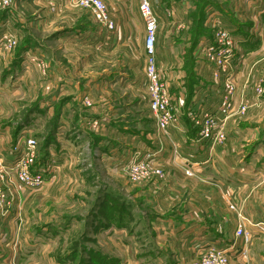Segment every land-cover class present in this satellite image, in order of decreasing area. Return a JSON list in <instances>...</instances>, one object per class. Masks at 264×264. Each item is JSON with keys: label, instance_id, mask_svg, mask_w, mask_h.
I'll return each mask as SVG.
<instances>
[{"label": "rangeland", "instance_id": "374dc122", "mask_svg": "<svg viewBox=\"0 0 264 264\" xmlns=\"http://www.w3.org/2000/svg\"><path fill=\"white\" fill-rule=\"evenodd\" d=\"M132 1L138 4V0ZM164 1L157 0L156 11L165 25L154 49L162 81L170 91L171 82L179 80V55L189 54L193 44L180 38L176 20L167 25ZM173 1L175 18L182 19L183 1ZM230 1H220L219 6L224 8ZM150 2L153 7L155 0ZM251 4L253 13L264 12V0H251ZM111 10L109 6L108 12ZM126 10L133 20L129 41H124L118 26L114 34H107L87 10L64 0H14L11 6L0 8V157L10 162L11 144L21 136H33L38 164L54 165L53 171L46 172V184L24 190L16 186L9 215L0 221V264H119L125 256L136 257V252L143 255L142 262L156 254L153 248L151 253L142 250L144 244H152L146 217L155 212L156 201L159 211L168 208V201L161 199L175 194L170 189L173 185L160 184L164 192L156 189L149 193L142 184L145 182L133 181L127 167L145 156L147 142L112 126L124 123L133 128L140 118L143 130L153 129L141 21L136 19L134 7L131 14L130 3ZM221 22L230 28L227 16ZM9 38L15 39V45L5 49L1 44ZM222 89L221 79L215 100ZM85 96L91 105L84 102ZM252 114L264 116L263 107L254 108ZM235 116L242 119L246 114ZM97 117L110 122L95 124ZM160 136L155 130L158 149L164 146ZM202 145L203 165L227 164L226 159L215 163L210 157L224 144L203 141ZM185 156V162L191 160ZM258 169L263 172L264 165ZM219 186L223 204L222 194L230 196L231 190ZM234 197L239 210L226 229L231 233L236 224L244 222L253 234L254 248L250 243L248 251L256 256L264 249V181L253 188L242 185L235 189ZM209 239L198 237L199 244L187 255L192 262L197 250L211 245L206 244Z\"/></svg>", "mask_w": 264, "mask_h": 264}, {"label": "crops", "instance_id": "0c3cea01", "mask_svg": "<svg viewBox=\"0 0 264 264\" xmlns=\"http://www.w3.org/2000/svg\"><path fill=\"white\" fill-rule=\"evenodd\" d=\"M104 1L112 9L109 13L110 17L124 34V39L126 38L124 41H129L130 36L128 38L127 36L131 29V22H133L127 16L126 8L130 3V12L133 14L134 7L136 19L141 21L143 43L145 28L137 1L134 4L132 0ZM179 1H183L184 6L185 15L182 19L175 18L174 1H164L166 4L164 10L168 11V13L166 12L168 18V20L165 19L166 23L168 25L176 20L175 29L177 33L181 31L180 38L184 37L189 45L194 44L192 48L189 47V54L179 55L178 62L181 67L179 80L171 82L170 85L178 119L176 123L170 126L169 131L159 133L163 140H161V144L163 143L164 146L158 149L154 143L153 136L155 137L156 125L150 113L152 132L141 128L142 120L140 118H136L133 128L124 123L112 125L119 127V130L124 133H131L133 136L145 140L147 142L144 150L145 156L154 157L155 164L164 172L162 178L156 177L142 183L147 191L150 193L152 190L159 189L164 192L165 187L160 186V184H171L173 186L170 189H173L175 194H166L161 199L168 201L166 203L167 209L159 211L160 203L156 201L155 212H149L146 217L151 230L152 244L148 247L145 246L147 244H144L142 250L145 251L146 248L147 251H150L153 248L156 251L155 256H147V262H142L140 259L143 255L140 256L136 252L134 255L136 257L127 259L125 256L119 264H151L150 262H154V264H192L187 255L193 251V246L199 244L197 239L200 235L210 238L206 244L228 245L231 241V233L226 227L230 226L229 222L233 220V215L239 210L237 200L234 197L235 189H239L242 185L253 188L255 184L264 181L262 171L258 169L260 165H264V116L255 118L252 114L254 108L263 107L264 109V12L253 13L251 0H232L230 4L227 2L229 8L227 4L224 8L219 6L220 1L227 0H195L194 4L190 3L189 0ZM157 3L155 0L153 9L158 15L156 37H160L159 34L165 23L156 11L159 6ZM241 3L242 11L240 14ZM224 16L229 18L230 31L236 40L231 63L234 83L238 96L242 95L243 100L247 103V109L244 113L246 116H242V119L235 116L242 115L237 112L228 119L226 125L227 138L223 143L224 146L217 152L210 153L213 162H224L226 159L227 164L224 166L203 165L206 162L203 159L205 158V150L202 145L203 141L199 137V127L195 121L201 107L216 110L218 104L215 105V103L217 100L219 102L218 98L215 100L216 89L222 78L214 77L213 73L216 67L204 58L198 59L193 51L198 43L212 37L214 20H222ZM167 31L165 29V33ZM260 84L263 87V92L258 94L256 87ZM146 94L148 106L147 89ZM256 96L261 97L257 98ZM85 97L89 98L88 96ZM104 119L106 118L97 117L94 119L95 124H102L105 121L108 125L110 119ZM99 140L102 141L100 138ZM237 142H240L239 148ZM98 148H102L100 144ZM100 154L102 156V151ZM155 154L162 160L155 158ZM185 155L191 160L185 162ZM164 156H168V158L166 159ZM189 165L194 170L191 176L184 173V169ZM256 166L258 167L256 168ZM223 184L224 187L231 190V193H229L230 196L222 194L223 204H221L218 188H220L219 185ZM171 185L165 186L169 188ZM230 202L234 204V210L228 207ZM262 203L264 204V202ZM5 218L7 216L0 218V221H5ZM262 232L264 231L262 230ZM122 244L125 245V243ZM253 244L254 242L250 244L252 248H254ZM199 252L200 250H197L196 254ZM253 254L254 252H251L250 249L246 258L231 260L229 264H264V249L260 250L256 256Z\"/></svg>", "mask_w": 264, "mask_h": 264}, {"label": "built area", "instance_id": "2783aa9c", "mask_svg": "<svg viewBox=\"0 0 264 264\" xmlns=\"http://www.w3.org/2000/svg\"><path fill=\"white\" fill-rule=\"evenodd\" d=\"M64 1L87 10L107 34H114L117 31V23L110 17L108 5L104 0ZM12 3H14V0H0V8L9 7ZM138 9L145 28L144 73L147 79L148 107L155 120L157 133L166 132L170 126L176 123L178 114L174 106L175 99L168 86L162 81L155 59L154 42L157 34L158 15L154 11L150 0H138ZM212 31V37L198 43L193 53L198 59L204 58L215 66L214 77L222 78L223 89L218 98L219 102L216 110L201 107L195 121L199 127L200 139L215 145L225 142L228 119L235 112L243 115L247 109V103L241 96H238L234 83L231 63L236 40L230 28L226 27L220 19L214 20ZM1 45L5 49L11 47L15 45V39L9 38L6 44L2 43ZM256 92L258 94L263 92L261 84L256 87ZM84 102L90 104L86 97ZM36 147V138L21 136L9 148V153L13 154V159L6 162L0 157V216L9 215V209L13 205V193H16V186L24 190L40 187L47 183L48 176L46 172L47 170L49 172L53 171L54 165L52 163L49 165V162L38 164ZM50 167L52 168L50 169ZM127 171L135 182H146L163 175L161 168L155 164V159L152 156H144L131 162L127 167ZM184 173L188 176L193 175V167L186 166ZM262 178H264V171L262 172ZM12 186L15 188L12 189ZM228 207L231 210L235 209L234 204L231 202ZM230 237L231 241L228 245L211 244L204 247L197 254V258L192 264H229L234 256H237V259H240V257L245 258L248 253V245L252 242V232L244 222H240L235 225Z\"/></svg>", "mask_w": 264, "mask_h": 264}, {"label": "trees", "instance_id": "16d2710c", "mask_svg": "<svg viewBox=\"0 0 264 264\" xmlns=\"http://www.w3.org/2000/svg\"><path fill=\"white\" fill-rule=\"evenodd\" d=\"M194 44V43H193ZM193 46V45H192ZM192 48V47H191Z\"/></svg>", "mask_w": 264, "mask_h": 264}]
</instances>
